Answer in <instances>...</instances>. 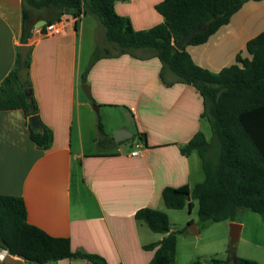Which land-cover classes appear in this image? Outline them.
Instances as JSON below:
<instances>
[{"label": "crops", "instance_id": "1", "mask_svg": "<svg viewBox=\"0 0 264 264\" xmlns=\"http://www.w3.org/2000/svg\"><path fill=\"white\" fill-rule=\"evenodd\" d=\"M158 1L115 0L114 9L128 16L132 27L143 29L164 21L155 8ZM22 15L21 0H0V82L16 61ZM86 16L83 12L70 19L61 33L41 34L36 28L32 32L28 73L39 104L38 116L53 136L43 148L30 137L27 117L20 108L0 110V194L25 199L29 221L46 232L69 237L75 248L99 252L114 264H147L157 245L143 243L159 240L165 233L136 218L135 211L144 205L159 207L171 221L172 207L165 205L162 189L166 185L190 187L204 178L194 150L188 155L180 150L199 130L207 138L208 120L200 115L203 99L194 84L175 80L169 69L163 71V80L162 61L151 49L101 56L90 65L86 77L94 102L103 110L98 115L103 128L106 119L113 129L124 127L133 135H147L146 142L131 135L114 140V147L98 150V117L93 116L95 109L80 79L91 60L81 70L79 40ZM263 29L264 0H245L211 37L185 48L197 63L214 72L234 61L245 43ZM105 38L103 47H108L106 34ZM105 130L113 136V130ZM126 139H130L127 147L122 145ZM133 149L139 154H133ZM199 252L208 258L205 251ZM203 262L208 261L202 259L199 264ZM0 264L40 263L8 252ZM43 264L94 263L74 256Z\"/></svg>", "mask_w": 264, "mask_h": 264}, {"label": "trees", "instance_id": "2", "mask_svg": "<svg viewBox=\"0 0 264 264\" xmlns=\"http://www.w3.org/2000/svg\"><path fill=\"white\" fill-rule=\"evenodd\" d=\"M114 1L21 0L20 43H27L28 49L23 59L17 48L16 61L0 82V110L20 108L27 117L32 140L43 148L50 145L52 129L39 116L37 126L30 123L29 116L38 115L39 104L29 73L23 80L18 70L29 69L33 45L30 40L36 20L44 18L49 23L65 13L79 17L82 10L84 13L91 11L99 15L104 34L114 50L97 47L81 73V81H87L88 68L99 57L124 52L134 54L135 48H147L162 61L163 80V71L169 69L175 80L194 84L202 96L204 109L200 115L209 122L212 140H207L205 133L199 130L180 146V150L186 155L192 150L199 152L205 176L190 187L166 185L161 192L165 205L192 206V200L196 199L198 218L202 220L237 221L244 208L253 209L264 219V29L245 43L234 61L214 72L197 63L185 48L206 41L220 25L231 19L245 0H160L155 8L163 14L164 21L143 29L132 27L128 16L118 14ZM194 26H201V29L183 47L177 48L174 42ZM43 27L44 24L39 26ZM89 100L95 103L93 98ZM96 125L98 150L114 147L117 142L103 128L99 116ZM146 135V132H136L132 137L146 142ZM25 203V199L16 194H0V245L7 247L9 252L40 264L51 258L74 256L84 257L94 264H114L101 253L75 248L69 237L46 232L29 221ZM135 217L147 221L153 230L165 233L159 240L143 243L146 247L157 245L147 264H174L176 231L183 232L187 226L172 227L167 212L151 205L137 209ZM232 253L231 261L217 256H198L191 264H199L202 259L218 264H262L250 256Z\"/></svg>", "mask_w": 264, "mask_h": 264}, {"label": "rangeland", "instance_id": "3", "mask_svg": "<svg viewBox=\"0 0 264 264\" xmlns=\"http://www.w3.org/2000/svg\"><path fill=\"white\" fill-rule=\"evenodd\" d=\"M86 21L84 27L80 30V45H81V70L92 58L93 52L97 47L103 49V44L106 40L105 34H103V26H100L97 18L93 12H87ZM108 48L114 50V45L109 43ZM101 111H93V116L97 119ZM102 121V118H100ZM110 119V117L108 118ZM103 122V121H102ZM105 128L113 132L117 129H113V123H108L104 119ZM206 133L208 140H212V130L209 127L208 122L205 123ZM97 130V129H96ZM210 138V139H209ZM130 139H126L122 142L123 146H129ZM193 157L197 159L199 171L204 177L202 168V157L193 151ZM214 155V150L212 149ZM193 159V158H192ZM194 205L188 210V206L172 207L170 208L171 221L173 226H188V221H198L199 230L197 232L176 231V243L178 245L177 252L175 253L174 264H191L192 259L201 256L199 251H205L207 257H221L224 259H232V250L229 246V231L230 222L228 219L220 220H202L198 218L197 207L198 201L193 199ZM172 211V213H171ZM242 223L241 231L236 242V253L240 255L250 256L263 264L264 261V219L258 212L251 208H244L241 211L240 219ZM194 243L196 247H194ZM194 251V252H193ZM34 263V262H33ZM201 264H218L211 262H203Z\"/></svg>", "mask_w": 264, "mask_h": 264}, {"label": "water", "instance_id": "4", "mask_svg": "<svg viewBox=\"0 0 264 264\" xmlns=\"http://www.w3.org/2000/svg\"><path fill=\"white\" fill-rule=\"evenodd\" d=\"M46 23L44 18H40L38 20L35 21L34 23V28L41 26L42 24ZM201 29V26H194L190 29L189 32H185L183 33V35L180 37V39H178L175 43V46L177 48H181L184 46L185 42H189L191 40V38L194 36V34L199 31ZM27 49H28V44H19V51L21 53V58L25 59L26 57V53H27ZM18 73L20 74L21 78L23 80L26 79L27 77V73H28V69H19ZM90 84L89 82L85 81L82 82L81 84V88L84 91L85 95L88 98H92L91 96V92H90ZM93 108L95 109V111L99 110L100 105H98V103H93ZM30 119V123L32 126H37L38 125V115L37 114H31L29 116ZM131 135H133V131L128 130L127 128L124 127H120L117 128V130L114 131L113 134V138L115 141H119L120 139L126 138V137H130ZM230 231H229V246L230 249L235 252L234 255H236V242L239 236V232L241 231L242 228V223L240 221H230ZM187 230L191 231V232H197L199 230L198 227V223L197 221H193L191 220L190 223L187 226ZM18 255V254H17ZM20 257H22L21 255H18Z\"/></svg>", "mask_w": 264, "mask_h": 264}, {"label": "built area", "instance_id": "5", "mask_svg": "<svg viewBox=\"0 0 264 264\" xmlns=\"http://www.w3.org/2000/svg\"><path fill=\"white\" fill-rule=\"evenodd\" d=\"M83 12L84 11L82 10L81 15L83 14ZM77 18L78 17L74 14L71 15L70 17L65 16L63 14L58 19L52 20L49 23H44V27L42 29H40L39 27H36V29L41 34H44V33L45 34L61 33V32H64L66 30L67 24H68L70 19L73 20V19H77ZM136 145L139 146V144H137V143H136ZM131 151L133 154H137V155L139 154L137 149H133ZM8 252L9 251H8L7 247L0 245V260H2ZM54 260H55V258L49 259V261H54Z\"/></svg>", "mask_w": 264, "mask_h": 264}]
</instances>
